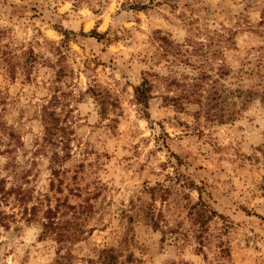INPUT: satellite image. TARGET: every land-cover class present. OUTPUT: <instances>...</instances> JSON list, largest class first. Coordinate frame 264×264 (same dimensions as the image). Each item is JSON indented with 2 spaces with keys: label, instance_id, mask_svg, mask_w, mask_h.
<instances>
[{
  "label": "rangeland",
  "instance_id": "1",
  "mask_svg": "<svg viewBox=\"0 0 264 264\" xmlns=\"http://www.w3.org/2000/svg\"><path fill=\"white\" fill-rule=\"evenodd\" d=\"M217 67L222 123L182 94ZM262 91L264 0H0V264H264Z\"/></svg>",
  "mask_w": 264,
  "mask_h": 264
},
{
  "label": "trees",
  "instance_id": "2",
  "mask_svg": "<svg viewBox=\"0 0 264 264\" xmlns=\"http://www.w3.org/2000/svg\"><path fill=\"white\" fill-rule=\"evenodd\" d=\"M229 72L224 67H217L213 75L208 69L201 68L193 77H190V83H182L183 96L198 105L196 111L197 117L199 114H203L206 118L222 123L234 120L238 115L239 109H236V107H239V105L243 106L247 100L246 98L252 95V93L251 91L243 90L241 87L239 88L238 85L235 88H230L228 85L222 84L220 80L227 74L229 75ZM231 77H234L236 81L240 77L242 78V74L237 72V74ZM89 90L96 96L101 112H104L107 104L106 97L101 93H95L92 87H89ZM133 93L136 102L147 107L148 100L151 98L150 85H147V82L136 85L134 86ZM258 95L260 101H264V91L258 93ZM44 120L46 136H48L49 140H52V136H57L62 127L58 125V119L53 112H48L47 109L44 110ZM54 214V210L51 208L47 209V214L45 215L46 221L42 223V232L54 233L53 236L56 242H61L63 241L62 233L59 230L60 227L54 221ZM57 254L59 259L58 264H64L68 253L61 254L58 251ZM115 260L116 257L112 250L102 249L100 251L99 264H115Z\"/></svg>",
  "mask_w": 264,
  "mask_h": 264
}]
</instances>
